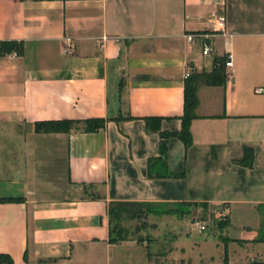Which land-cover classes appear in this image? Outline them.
<instances>
[{
	"label": "crops",
	"instance_id": "obj_1",
	"mask_svg": "<svg viewBox=\"0 0 264 264\" xmlns=\"http://www.w3.org/2000/svg\"><path fill=\"white\" fill-rule=\"evenodd\" d=\"M1 41L22 47L0 55V254L14 264L264 263V0H0ZM229 51L224 84L200 79L190 147L148 130L146 118L160 117L162 131H180L186 70L209 73ZM90 118L107 122L34 130ZM162 144L184 176H149ZM110 203H190L223 221L201 231L172 219L155 255L133 237L110 241Z\"/></svg>",
	"mask_w": 264,
	"mask_h": 264
},
{
	"label": "trees",
	"instance_id": "obj_2",
	"mask_svg": "<svg viewBox=\"0 0 264 264\" xmlns=\"http://www.w3.org/2000/svg\"><path fill=\"white\" fill-rule=\"evenodd\" d=\"M22 44L17 41H1L0 55H6L13 52L19 53ZM202 79L209 85H222L226 82L227 72L225 67V58H217L215 66L209 73L193 74L186 79L185 82V111L182 115V129L178 132L162 131L160 117L146 118L147 128L149 131L159 132L162 137H177L181 139L186 147H190L193 143L191 134V122L196 117V108L198 106V84ZM105 118H90L86 120H45L34 123V130L38 133H55V132H69L71 130L82 129L84 131H97L106 125ZM158 163L153 164V159L149 162V176L150 177H182L184 173L173 172L169 169L167 161V148L164 144L160 146V156L157 158ZM1 201H4L1 199ZM189 204L190 203H183ZM127 205H137L130 203H110L109 217H110V241L112 243L127 240L128 237L124 235L127 231L120 223L121 215L135 216L136 211L126 208ZM124 206V207H123ZM223 221V220H222ZM222 223V222H220ZM0 264H14L11 256L7 254H0ZM256 264V263H254Z\"/></svg>",
	"mask_w": 264,
	"mask_h": 264
},
{
	"label": "rangeland",
	"instance_id": "obj_3",
	"mask_svg": "<svg viewBox=\"0 0 264 264\" xmlns=\"http://www.w3.org/2000/svg\"><path fill=\"white\" fill-rule=\"evenodd\" d=\"M87 191V189H85ZM92 194V190H88ZM124 207V206H123ZM137 214L133 217L121 215L120 223L126 228L128 238L133 237L138 241H144L148 248L156 255L167 249L164 247L162 239L169 240L172 236L170 233H163L161 229L165 224H169L172 219L193 220L194 217H201L208 221V229L213 228L216 223L222 222L223 216L213 214L196 209L193 205L177 203V204H161V203H145L137 205H127ZM211 227V228H210ZM163 234V235H162ZM158 260V259H157ZM155 261V258H154ZM160 261V260H158ZM256 264H264L262 262Z\"/></svg>",
	"mask_w": 264,
	"mask_h": 264
},
{
	"label": "built area",
	"instance_id": "obj_4",
	"mask_svg": "<svg viewBox=\"0 0 264 264\" xmlns=\"http://www.w3.org/2000/svg\"><path fill=\"white\" fill-rule=\"evenodd\" d=\"M217 23L220 26V30L224 32L226 17L224 14H220L217 16ZM188 41L193 42L196 38H204L207 39L209 35L199 34V33H188L186 34ZM74 51V44L69 42L66 47H64L63 52L65 54H71ZM214 52V47L210 43H204L203 46V54L206 56L211 55ZM13 56H17V52L11 53ZM234 66V55L231 51L227 52L225 55V67L231 69ZM192 75L191 70H186L184 77L185 79L189 78ZM257 92H261L262 89L258 88ZM192 224L200 229L201 231H206L208 229V221L201 217H194L192 220Z\"/></svg>",
	"mask_w": 264,
	"mask_h": 264
}]
</instances>
